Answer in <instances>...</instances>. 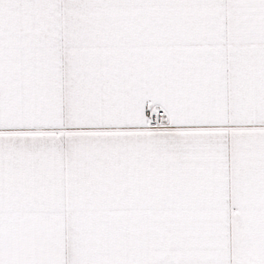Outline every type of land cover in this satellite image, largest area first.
<instances>
[{"label": "snow or ice", "instance_id": "6c2138e0", "mask_svg": "<svg viewBox=\"0 0 264 264\" xmlns=\"http://www.w3.org/2000/svg\"><path fill=\"white\" fill-rule=\"evenodd\" d=\"M0 264H264V0H0Z\"/></svg>", "mask_w": 264, "mask_h": 264}]
</instances>
